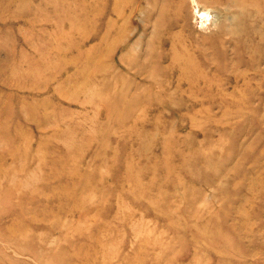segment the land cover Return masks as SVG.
I'll use <instances>...</instances> for the list:
<instances>
[{
	"label": "rangeland",
	"instance_id": "374dc122",
	"mask_svg": "<svg viewBox=\"0 0 264 264\" xmlns=\"http://www.w3.org/2000/svg\"><path fill=\"white\" fill-rule=\"evenodd\" d=\"M253 67L264 0H0V264H264Z\"/></svg>",
	"mask_w": 264,
	"mask_h": 264
},
{
	"label": "bare ground",
	"instance_id": "6f19581e",
	"mask_svg": "<svg viewBox=\"0 0 264 264\" xmlns=\"http://www.w3.org/2000/svg\"><path fill=\"white\" fill-rule=\"evenodd\" d=\"M237 4L239 5V4H242V3H241V2H238ZM232 34H233V36L236 35L235 32H233ZM236 36H237V35H236ZM234 37H235V36H234ZM236 40H238V37H236ZM239 41H240V40H239ZM239 41H238V42H239ZM238 42H237V45H238ZM238 46H239V45H238ZM259 63H260V62H259ZM254 64L256 65V63H254ZM252 66H253V65H252ZM251 72H252L255 76H257V77L264 78L263 75L261 74V72H260L259 70L256 69V67H255V68L253 67V68L251 69Z\"/></svg>",
	"mask_w": 264,
	"mask_h": 264
}]
</instances>
